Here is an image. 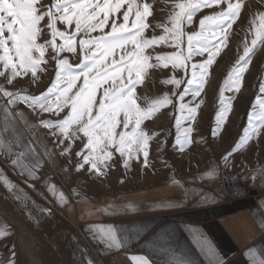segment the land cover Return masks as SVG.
I'll return each instance as SVG.
<instances>
[{
    "label": "snow or ice",
    "instance_id": "6c2138e0",
    "mask_svg": "<svg viewBox=\"0 0 264 264\" xmlns=\"http://www.w3.org/2000/svg\"><path fill=\"white\" fill-rule=\"evenodd\" d=\"M220 5L226 7L199 20V30L187 31L198 12ZM242 7V0H173L166 22H154L153 4L148 0H48L47 3L45 0H0V77L8 85L18 77H28L31 83L38 84L41 74L49 71V63L53 64L54 74L49 86L39 95L8 91L0 85V99H6L10 106L23 103L34 112L57 117L42 120L41 124L51 130L60 144L69 142L60 155L69 154L71 144L77 140L82 142L81 150L76 153L79 159L76 171L87 165L90 173L104 175L117 154L126 169L134 158L141 162V156L142 166L147 168L149 143L154 134L144 122L172 104V99L166 93L150 107L142 108L138 104L137 88L150 70L171 67L173 73L183 72L184 76L178 79L173 75L162 83L175 89L183 84V90L178 93L180 101L187 95L200 96L210 67L222 46L228 47L229 33ZM149 17H153V22ZM251 28L254 38L250 45L243 46L220 91L211 130L214 136L225 128L233 106V98L225 97L224 93L242 91L244 75L258 43L264 44V12L253 18ZM149 30L151 36L147 35ZM157 30L163 34L157 35ZM162 45L173 51L155 52ZM205 53V60L192 62ZM72 58L75 63L71 62ZM260 91L264 92V85ZM259 103L260 124L250 122L244 139L239 141L241 145L264 127V100ZM198 108L199 105L182 103L177 109L180 117L175 123L181 151L192 143L193 131L191 126L182 125H191ZM4 110L7 112L8 108ZM233 151L229 149L222 156L225 163ZM29 176L37 178L32 173ZM100 231L104 237L102 242L108 248L120 249L127 244V238L119 237L118 230L112 227ZM7 235L0 232V238ZM204 243L211 249L210 244ZM130 259L133 264H152L146 256ZM0 264H16L15 250L9 258L0 260ZM171 264H191V261L181 258ZM210 264H223V261L213 259Z\"/></svg>",
    "mask_w": 264,
    "mask_h": 264
},
{
    "label": "rangeland",
    "instance_id": "374dc122",
    "mask_svg": "<svg viewBox=\"0 0 264 264\" xmlns=\"http://www.w3.org/2000/svg\"><path fill=\"white\" fill-rule=\"evenodd\" d=\"M148 2L153 4L154 22H166L172 10L173 0ZM242 3L241 15L228 36V47L222 46L216 61L210 67L207 83L200 96L193 98L187 95L180 101L178 93L183 90L184 85L175 89L173 85L162 83L173 75L178 79L184 76L183 72L173 73L171 67L150 70L137 88L138 104L142 108L150 107L166 93L172 99V104L144 122L147 129L154 134L149 143L150 166L147 168L142 166L141 156V162L134 158L129 161L130 167L126 169L121 166L122 161L117 154L109 162L111 167L104 175L90 173L87 165L84 169L76 171V165L79 163L76 153L81 150L82 142L77 140L71 144L69 154L60 155L69 146V142L60 144L57 137L51 134V130L41 124L42 120H54L57 117L47 113L41 114L38 110L34 112L23 103L10 106L7 105L6 99H0V142L3 144L0 147V199L4 202L0 204V223L5 221V212L11 213L10 217L14 219L15 227L14 249L19 264H38L33 257L35 253L39 264H44L39 257L37 239L24 229L22 222L29 223L35 216L48 218L53 211L45 201L63 212L64 206L74 204L80 199L117 195L188 173L218 169L244 170L264 166V127L260 128L257 136L247 140L243 145L239 143L244 139L250 122L260 124L262 109L259 102L264 100V92L260 91L264 85V44L258 43L252 63L245 72L242 91L239 94L231 91L224 93L225 97L233 98L232 110L225 128L215 136L211 131L224 80L238 56L242 54L243 46L246 43L250 45L254 38L251 21L259 13L264 12V0H242ZM224 7L226 5L202 9L193 18V23L187 31L199 30V20L204 15L215 14ZM149 21L153 22V17H149ZM58 27L63 30L62 25ZM156 34L163 33L157 30ZM147 35L151 36L152 32L149 30ZM171 51L173 49L164 45L155 49V52L160 54ZM206 57L207 53L202 57H195L192 62H202ZM71 62L75 63V58H72ZM47 67L49 71L41 74V81L38 84L31 83L28 77H18L12 85H8L4 78L0 77V85L8 91L39 95L53 79V64L49 63ZM173 92L177 95H172ZM182 103L189 106L199 105L196 119L191 125L187 123L182 125L191 126L193 129L190 136L192 143L183 151L179 150L177 144L179 133L175 123L180 117L177 109ZM5 108H8L7 112ZM229 149H234L233 155L225 163L222 156L227 154ZM29 173L37 178H31ZM16 221L24 226L22 232L27 233L24 244L18 241L21 229ZM31 239L34 241L32 246L27 243ZM70 241L66 249L69 260H74V237Z\"/></svg>",
    "mask_w": 264,
    "mask_h": 264
},
{
    "label": "crops",
    "instance_id": "0c3cea01",
    "mask_svg": "<svg viewBox=\"0 0 264 264\" xmlns=\"http://www.w3.org/2000/svg\"><path fill=\"white\" fill-rule=\"evenodd\" d=\"M45 203L53 211L48 218L35 216L22 222L25 227L16 221L37 239L44 264H133L132 256L149 257L152 264L181 258L191 264L264 261V166L188 173L117 195L80 199L63 212ZM10 215L5 212L0 223V232L8 233L0 238V260L15 247ZM108 227L127 244L108 248L100 231ZM72 237L74 260H69L66 245ZM15 261L19 264L16 254Z\"/></svg>",
    "mask_w": 264,
    "mask_h": 264
},
{
    "label": "bare ground",
    "instance_id": "6f19581e",
    "mask_svg": "<svg viewBox=\"0 0 264 264\" xmlns=\"http://www.w3.org/2000/svg\"><path fill=\"white\" fill-rule=\"evenodd\" d=\"M22 228H23V226H20V229H21V230H20V231H21V236H19V237H17V238H18V241H19L21 244H24V243H25V240H26L27 233H26V231H25V232H22ZM27 243H28L30 246H32V245L34 244V241L31 239V240L27 241ZM33 257H34L35 260L37 261L36 263L39 264V259L36 258V253L33 254Z\"/></svg>",
    "mask_w": 264,
    "mask_h": 264
}]
</instances>
